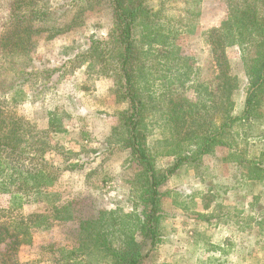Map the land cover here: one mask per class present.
<instances>
[{
    "label": "rangeland",
    "instance_id": "rangeland-1",
    "mask_svg": "<svg viewBox=\"0 0 264 264\" xmlns=\"http://www.w3.org/2000/svg\"><path fill=\"white\" fill-rule=\"evenodd\" d=\"M50 4L53 16L43 28L53 26L52 33L62 32L35 34L27 56L14 60L17 69L31 75L21 84V95L11 109L37 131L48 132L44 136L50 149L44 156L57 171L49 190L58 193L59 202L73 199L79 201L83 217L102 210L132 226L142 209L135 206L138 169L112 138L127 104L118 98L112 71L102 72V64L94 58L97 53L86 57L92 42L104 41L112 28L109 0H50ZM146 4L154 7L156 19L188 32L175 42L180 65L200 85L192 94L196 119L218 124L217 106L226 103L228 93L217 87L219 66L207 34L225 20L228 0H146ZM93 48L98 51V46ZM224 54L230 74L236 77L229 100L234 104L231 115L238 117L249 80L238 48L228 47ZM153 106L157 108L149 117L154 125L149 143L161 152L169 135L158 129L162 102ZM229 141L232 146L183 164L162 185L158 242L150 249L148 239L135 235L138 243H145L144 252L150 249L145 264H264V95L255 117L239 120ZM255 160L261 163L258 177L251 173ZM171 161L159 157L157 167L165 168ZM46 200L38 195L18 204L0 194V262L12 240L3 227L18 233L21 217L45 210ZM74 227L71 222H51L30 228V242L18 245L17 264H66Z\"/></svg>",
    "mask_w": 264,
    "mask_h": 264
},
{
    "label": "trees",
    "instance_id": "trees-1",
    "mask_svg": "<svg viewBox=\"0 0 264 264\" xmlns=\"http://www.w3.org/2000/svg\"><path fill=\"white\" fill-rule=\"evenodd\" d=\"M109 4L112 28L104 41L92 42L91 48L98 46V51L90 48L86 57L97 53L94 58L102 64V72L112 71L118 98L127 104L119 113L120 128L112 138L128 151L130 161L138 169L134 176L135 206L142 208L140 217L136 216L132 226L129 220L106 215L102 210L86 218L77 208L79 201L59 202L58 193L49 190L57 171L44 156L50 149L44 136L48 132L37 131L11 109L21 95V84L31 75L17 69L14 60L27 56L35 34L50 31L53 36L62 31L52 33L53 26L43 28L53 16L50 0H0V194L18 204L38 195L54 202L49 205L46 200L45 210L22 216L16 224L18 233L3 227L12 240L1 256L6 258L2 264H17L18 245L30 242V228L51 222L75 225L74 245L65 256L66 264H89L91 260L99 264H145L148 251L158 242L156 225L162 185L183 164L199 161L217 148L232 146L231 130L239 120H252L260 106L264 95V0H228L225 20L207 34L219 66L217 87L228 93L226 103L217 106L221 119L218 124L212 119H196L197 105L192 94L200 85L196 77L192 82L188 70L180 65L182 56L175 42L181 33L188 32L171 29L173 26L156 19L154 7L147 5L146 0H109ZM232 46L238 48L249 80L244 110L238 117L231 115L234 104L229 100L236 77L230 74L224 54ZM156 101L163 104L158 129L169 135L161 152L149 143L154 127L149 117L157 108L153 106ZM159 157H171L172 161L165 168L157 167ZM253 163L256 173H251L258 177L261 163ZM136 233L149 240L147 252L145 243L136 241Z\"/></svg>",
    "mask_w": 264,
    "mask_h": 264
}]
</instances>
